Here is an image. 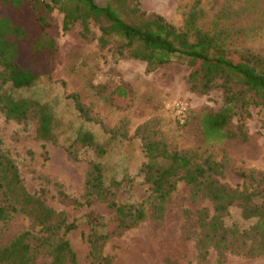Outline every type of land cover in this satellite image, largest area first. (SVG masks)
I'll return each mask as SVG.
<instances>
[{
    "label": "rangeland",
    "instance_id": "1",
    "mask_svg": "<svg viewBox=\"0 0 264 264\" xmlns=\"http://www.w3.org/2000/svg\"><path fill=\"white\" fill-rule=\"evenodd\" d=\"M105 6L111 0H95ZM199 3V4H198ZM134 5L147 14L165 17L178 28H184L187 15L197 7L202 31L219 36L232 51H252L264 55V0H134ZM0 14L10 16L16 24L29 32L38 30L36 16L30 7H3ZM49 35L57 42L53 64L34 60L23 53L24 65L36 64L51 75L41 79L30 89L16 90L8 86L15 98H26L48 104L54 116L56 142L37 138L38 123L34 118L23 122L8 121L0 113L2 148L17 164L21 177L31 193L45 190L44 200L77 228L69 233L72 248L80 264H93L89 237L92 228L85 216L90 212L109 222L114 213L107 203L95 199L91 206L75 207L63 204L60 192L84 201L86 175L92 162L104 167L106 182H120L112 188L118 203L144 205L147 217L138 227L113 236L104 246V255L112 264H264V255L251 256L250 238L235 241L228 235L230 249L219 252L210 248L202 254L198 243L202 235L199 224L201 212L214 215V205L206 197L196 194L193 186L184 181L164 203L149 200L151 190L141 172L145 150L142 138H156L165 142L170 151L190 152L199 161L209 159L221 166L213 178L233 190L246 194L264 190V106H250L239 111L237 123L242 135L222 147H201L196 124H183L186 115L204 108L219 110L223 106V92L212 90L208 95L193 93L188 84L191 68L180 59L154 72L147 64L134 59L116 61L113 49H102L97 41L98 25L92 24L94 39L82 37V26L63 30L64 14L55 9L49 16ZM120 83L132 88L133 101L119 100L112 104L109 94ZM98 86L102 89L99 91ZM101 92H104L102 94ZM93 118L85 120L77 109L75 99ZM175 104L186 108L183 119L174 111ZM81 131L95 135L108 152L99 157L93 149L74 147L77 159L69 156L67 148ZM260 198V196H258ZM254 220H245L239 207L231 208L225 224L248 232ZM32 230L31 220L16 214L0 233V245L7 246L20 234Z\"/></svg>",
    "mask_w": 264,
    "mask_h": 264
},
{
    "label": "trees",
    "instance_id": "2",
    "mask_svg": "<svg viewBox=\"0 0 264 264\" xmlns=\"http://www.w3.org/2000/svg\"><path fill=\"white\" fill-rule=\"evenodd\" d=\"M2 6L11 9L30 7L36 16L37 32L31 33L7 15L0 14V113L8 121L37 120V138L44 142H56L54 116L48 104L33 99L15 98L12 89H30L41 79L51 75L37 68L38 60L53 64L57 42L48 29V16L58 9L64 14L63 30L71 31L82 26V37L92 41V24L98 25L97 38L102 49H113L116 61L139 60L147 64V71L159 68L180 59L191 68L188 78L190 90L197 95H208L212 90L223 92V106L219 110L204 108L186 115L184 123H194L201 138V147L218 148L242 135L237 123L239 111L250 106H264V55L255 52L232 51L219 36L202 31L199 27L200 11L197 7L185 19L184 28H178L165 17L142 12L134 0H111L100 6L95 0H1ZM199 4V3H198ZM23 53L34 60L31 65L21 62ZM99 91L102 89L98 86ZM104 94V92H101ZM76 107L86 121L91 122L89 111L80 103ZM112 104L118 101H133L132 88L120 83L109 94ZM146 161L141 172L149 185V200L158 202L161 211L164 203L184 181L193 186L196 194L208 198L214 205V215L201 212L199 224L202 235L198 246L202 254L210 248L223 252L230 249L228 235L235 241L252 240L247 254L264 255V190L246 194L222 185L213 176L221 166L209 159L199 161L196 154L170 151L167 144L156 138H142ZM0 140V233L18 213L32 222V230L20 234L7 246L0 245V264H80L77 254L67 238L77 228V223L68 222L64 213H58L44 200L45 190L28 191L15 161L4 152ZM93 149L99 157L107 154L105 144H100L95 135L81 131L67 151L76 160L74 147ZM120 182H106L104 167L92 162L86 175L84 201L60 192L63 204L75 207L91 206L97 199L107 203L114 217L107 223L93 212L85 216L92 228L89 237L90 256L93 264H112V258L104 255V246L113 236L138 227L147 217L144 205L120 204L115 199ZM260 196V198L258 197ZM239 207L245 220H254L248 232L225 224L231 208Z\"/></svg>",
    "mask_w": 264,
    "mask_h": 264
},
{
    "label": "built area",
    "instance_id": "3",
    "mask_svg": "<svg viewBox=\"0 0 264 264\" xmlns=\"http://www.w3.org/2000/svg\"><path fill=\"white\" fill-rule=\"evenodd\" d=\"M174 111L178 115L180 119H183L184 112L186 111V108L183 104H175L174 105Z\"/></svg>",
    "mask_w": 264,
    "mask_h": 264
}]
</instances>
